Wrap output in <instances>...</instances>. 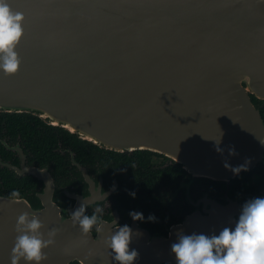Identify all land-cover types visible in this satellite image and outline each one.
<instances>
[{
  "label": "water",
  "instance_id": "95a60500",
  "mask_svg": "<svg viewBox=\"0 0 264 264\" xmlns=\"http://www.w3.org/2000/svg\"><path fill=\"white\" fill-rule=\"evenodd\" d=\"M8 3L25 16L16 49L22 65L11 76L0 71V112L34 115L108 151H150L188 174L170 202L183 190L191 209L168 235L143 231L134 220L138 260L177 264L171 245L179 234L234 229L242 209L232 195L238 176L264 165V117L252 99L264 102V0ZM21 158L23 170L16 171L44 182L46 193L50 185L53 195L48 169H26ZM240 165L247 170H231ZM77 166L91 195L74 196L71 216L118 188L100 196L87 169ZM200 180L223 183L230 195L217 199L206 191L196 200L192 187ZM51 200L40 209L0 196V264H11L17 217L25 211L43 222L45 238L59 230L42 264H68L90 240L61 219Z\"/></svg>",
  "mask_w": 264,
  "mask_h": 264
},
{
  "label": "flooded vegetation",
  "instance_id": "af4514ba",
  "mask_svg": "<svg viewBox=\"0 0 264 264\" xmlns=\"http://www.w3.org/2000/svg\"><path fill=\"white\" fill-rule=\"evenodd\" d=\"M255 98V97H254ZM253 99V97H252ZM257 99V98H256ZM263 103L264 107V102ZM12 114V113H10ZM5 121L3 122V125ZM30 127V134L18 135L17 137H13L12 135H8L5 139H0L1 144L3 145L6 156L8 159H5L0 155V196L5 198H12L10 193L13 191H19L20 198L27 200L31 206L36 208H44L45 205L48 204V201H52L55 210L59 213L62 220H70L71 219V210L77 205V200L74 198L75 195H82L88 197L90 187L85 183L81 170L77 165L82 166L87 169L91 178L95 182V188L98 190L101 189L100 196L106 194L115 183H117V189L114 193L109 195L105 200L96 201L94 203H88L86 206V215H92L96 212V209H102V212L97 213L100 216L99 228L100 231H97V227L94 226L90 233V240H87L80 251H74L73 256L71 257L68 264H117V262L113 261L111 256L109 255V249L105 246V238L110 236L116 229L120 226L128 225L133 232L132 242L130 244V249H134V241L139 234H136L134 227V219L129 215L131 212L142 213L143 220H137L138 228L145 231H149L150 233L159 232L162 235H168V229L173 225L179 224L183 221V219L188 214L191 207L185 201V195L183 190L179 192L178 197L172 201V193L166 199L162 200L161 195L158 193H149L146 196L149 198L148 200H140V198L135 195L133 197L128 192H120L122 190L121 186V178L120 172H115L111 178L107 179L105 176L104 169L97 163L95 166V170L92 171L91 168H88L81 163L77 162L75 159V155L73 153L72 148L64 147L61 139L60 132L57 129H50L47 127L37 126L36 122H32L26 126ZM4 133V130L1 132ZM32 139V140H31ZM41 142L43 144L44 141H48L50 143L52 152L61 153V155L65 159V166L67 167V174L71 175L73 171H77L80 176V180L78 182H74L73 184H66L65 180H68L72 177H55L54 175V166L55 162H50V164L41 165V163L37 160H30L27 152L31 150L33 143ZM69 144V142H67ZM29 145L30 148H29ZM21 153L24 155L25 160V168H39V169H48L51 178L53 179L54 184V193H51V187L49 185L47 193L45 192L44 182L40 181L33 175H30L27 172L23 174H19L15 168L22 169V158ZM131 152L129 154H132ZM32 156V155H30ZM33 158L35 156H32ZM158 158L161 161L156 162L155 159ZM169 160V159H168ZM170 161V160H169ZM171 162V161H170ZM153 163L159 165L161 170L164 167L168 166V164H164L162 158L157 156L154 157ZM173 163V162H171ZM263 169L258 166L255 170H259V173H263L264 178V165ZM157 170V168L154 167ZM250 171V172H253ZM250 172L243 173L238 176V183L235 187V192H232L233 199L237 200L240 206H243L245 202L250 199L256 197H264V194H261V191L264 192V182L258 183L253 180H247V174ZM255 173V172H254ZM257 173V172H256ZM255 173V174H256ZM254 174V175H255ZM102 175V177L100 176ZM253 175V177H254ZM246 176V177H245ZM252 177V179H253ZM11 178L15 181H20V188H16L11 184ZM241 180L245 182L242 187L239 185ZM102 180V185L100 186ZM219 189L218 195H213L217 199H221L223 197H227L230 195L227 191L226 185L220 182H215ZM197 185V184H196ZM195 185V186H196ZM192 187V195L198 200L202 195L196 196L193 194ZM226 188H225V187ZM263 187V189L261 188ZM178 190V187L175 189L173 193ZM53 197V198H52ZM170 202V203H169ZM181 205L184 209L187 208L185 213H180L178 211L177 206L180 208ZM155 207V208H154ZM59 208L62 210L60 211ZM181 211V210H180ZM149 216H154L156 219L154 221L149 220ZM135 250V249H134ZM82 254L83 257L80 255ZM134 264H147L145 262H140L138 258L134 262ZM153 264V263H152ZM170 264V263H163Z\"/></svg>",
  "mask_w": 264,
  "mask_h": 264
},
{
  "label": "clouds",
  "instance_id": "9594fccd",
  "mask_svg": "<svg viewBox=\"0 0 264 264\" xmlns=\"http://www.w3.org/2000/svg\"><path fill=\"white\" fill-rule=\"evenodd\" d=\"M25 16L20 11H13L8 0H0V71L5 75L17 74L22 60L16 50L24 35ZM235 123V121H233ZM217 146L220 143L216 141ZM217 151H221L217 147ZM235 154V150H229ZM226 167H231L226 164ZM234 173L247 170L246 165L231 169ZM135 197V193H131ZM13 201L20 198L19 191L10 193ZM87 204L81 203L71 216L74 227L89 235L94 226L100 231V216L96 209L92 215H86ZM134 220H143L142 213L131 212ZM154 221V216H149ZM45 225L31 212H23L17 217V233L11 250V264H42L48 259L45 249L54 246L58 229L52 228L45 233ZM133 232L128 225L120 226L105 238L109 255L117 264H134L139 253L130 249ZM177 264H264V197H256L245 202L235 227H224L218 235L205 234L178 235V242L171 245Z\"/></svg>",
  "mask_w": 264,
  "mask_h": 264
},
{
  "label": "trees",
  "instance_id": "16d2710c",
  "mask_svg": "<svg viewBox=\"0 0 264 264\" xmlns=\"http://www.w3.org/2000/svg\"><path fill=\"white\" fill-rule=\"evenodd\" d=\"M253 102L264 117L263 103L254 97ZM4 121L5 124L3 125ZM29 122H36L37 126L57 129L63 137V139H61L63 146L72 148L76 161L88 168H91L92 171L95 170L94 168L98 163L104 169L107 179L111 178L115 172H120L121 186L123 188L120 192H128L130 194L135 193L140 200H148L149 198L146 195L149 193H158L164 201L171 195V193L173 195V192L183 180L188 178V174L181 166L176 163H171L162 155L145 150L135 151L132 154L108 151L95 146L92 143L85 142L64 129L52 127L40 118L31 114H10L0 112V139L3 140L7 138L8 135L17 137L20 134H30V127H26ZM3 130L4 133H1ZM30 135L32 136V133ZM67 142H69V144H67ZM30 146L31 145H29V148ZM27 153L35 156L33 158L29 155L30 160H37L41 163V165L55 162V177H72L65 180L66 184H73L74 182L81 181L77 171L74 170L71 175L66 173L67 167L65 166L64 157L61 153L52 152L51 145L48 141H44L43 144L40 141L33 143L30 152L28 151ZM6 154L7 153L0 142V155L5 159H8ZM155 156L162 158L164 161L163 165L168 164V166L161 170L159 165L153 163ZM154 167L157 168V170L154 169ZM254 172L257 173L255 174ZM246 176L249 181L253 180L254 182H258L260 184L264 182L263 173L260 174L259 170L250 172ZM241 179L242 178L239 179V185L242 187L245 182ZM10 180L12 186L20 188V181H15L13 178ZM206 191L210 192L212 195L219 194L217 184L206 180H200L199 183H197L193 189V194L200 196ZM176 209H178L180 213H185L184 211H187V208L184 209L182 205L180 208L177 206Z\"/></svg>",
  "mask_w": 264,
  "mask_h": 264
},
{
  "label": "rangeland",
  "instance_id": "374dc122",
  "mask_svg": "<svg viewBox=\"0 0 264 264\" xmlns=\"http://www.w3.org/2000/svg\"><path fill=\"white\" fill-rule=\"evenodd\" d=\"M155 161H156V162H160L161 160H160V159H158V158H156V159H155Z\"/></svg>",
  "mask_w": 264,
  "mask_h": 264
}]
</instances>
